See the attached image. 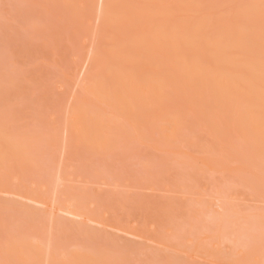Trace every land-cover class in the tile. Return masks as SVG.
Instances as JSON below:
<instances>
[{"label": "rangeland", "instance_id": "1", "mask_svg": "<svg viewBox=\"0 0 264 264\" xmlns=\"http://www.w3.org/2000/svg\"><path fill=\"white\" fill-rule=\"evenodd\" d=\"M70 1L0 0V122L32 159L3 170L0 264H23L10 241L110 264H264V165L238 140L210 167L124 121L103 150L75 141L68 117L96 105L84 68L103 27Z\"/></svg>", "mask_w": 264, "mask_h": 264}, {"label": "bare ground", "instance_id": "2", "mask_svg": "<svg viewBox=\"0 0 264 264\" xmlns=\"http://www.w3.org/2000/svg\"><path fill=\"white\" fill-rule=\"evenodd\" d=\"M76 3L98 10L103 27L84 68L96 105L82 102L68 117L78 144L103 150L109 129L124 121L178 154H190L179 143L204 154L189 156L205 166H214L209 152L234 154L233 140L264 165V0ZM27 150L0 122V191L4 167L32 164ZM50 246L10 241L6 252L23 264H110L105 255H56Z\"/></svg>", "mask_w": 264, "mask_h": 264}]
</instances>
